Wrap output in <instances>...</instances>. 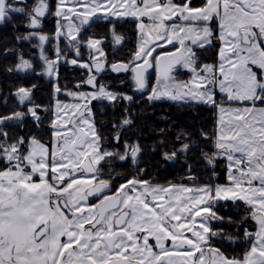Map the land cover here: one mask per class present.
<instances>
[{
	"label": "snow or ice",
	"instance_id": "1",
	"mask_svg": "<svg viewBox=\"0 0 264 264\" xmlns=\"http://www.w3.org/2000/svg\"><path fill=\"white\" fill-rule=\"evenodd\" d=\"M66 5L67 0H57L51 13L47 0H36L26 13L27 26L39 28L47 14L55 15L57 39L66 27L77 55L83 43L103 56L100 39H78L81 26L93 18L136 17L138 51L127 63H113L112 70H130L135 87L144 89L148 70L155 68L157 83L149 100L167 97L216 108V151L204 155L213 166L215 159H226L229 183L192 188L133 177L112 193L110 178L103 179L102 162L117 156L120 161L131 156L135 162L140 148L125 142L123 155L103 149L88 105L96 99L130 101L131 97L103 85L97 88L95 76H90L86 83L96 91L68 93L87 102L71 106L78 113L76 120L65 119L68 113L63 109L69 106L57 103L51 149L34 137L27 152L22 151L23 137L7 148L0 144V156L9 162L0 171V264H264V0H204L199 7L192 6V0H77L73 8ZM10 12L25 13V9L0 0V22ZM70 14L79 18V26L60 23L70 20ZM33 34L42 43L49 40L46 34ZM113 35L119 43L122 37L114 31ZM214 38L221 42L218 63L200 65L196 49L212 46ZM159 41L175 51L153 56L161 47ZM56 51V60L44 57L50 76L60 59L59 48ZM81 66L91 71L88 64ZM103 67L95 65L97 71ZM29 68L24 59L16 65L18 71ZM180 70L189 71L192 79H177ZM217 89L222 95L219 101ZM17 94L24 102L30 90L20 88ZM29 113L39 120L36 108H29ZM23 115L0 117V123ZM129 123L125 119L122 126ZM0 136L7 138V133L0 131ZM113 139L119 142L120 137ZM189 148L185 144L181 150ZM164 155L170 160L175 152ZM91 196L99 202L90 204ZM220 201H243L251 208L248 215L257 228L245 229L250 247L242 258L228 257L210 244L214 237L224 238L222 230L210 227L212 221L223 220L213 211Z\"/></svg>",
	"mask_w": 264,
	"mask_h": 264
},
{
	"label": "flooded vegetation",
	"instance_id": "2",
	"mask_svg": "<svg viewBox=\"0 0 264 264\" xmlns=\"http://www.w3.org/2000/svg\"><path fill=\"white\" fill-rule=\"evenodd\" d=\"M7 2L14 8H24L25 13L10 12L8 14L9 18L0 22V117H9L15 112L24 113V115L20 119L0 123V131L7 133V138L0 136V144L7 148L23 137L25 143L22 151L27 152L28 142L34 137L51 149L57 103L69 106L63 109L64 112L68 113V117H65V119L76 120L78 113L71 106L77 103L83 105L87 102L76 95H69L68 93H92L96 91V88L86 83L90 76H95L97 88L103 85L113 93H121L131 97L130 101L124 99L116 101L96 99L88 105L92 111L95 130L102 138L103 149L123 155L125 142L128 145H136L135 137L131 134L133 123L138 120L143 108L149 107L154 111L156 101L166 99L165 97L156 100H149L148 98L152 93V87L157 83L155 68L148 70V86L144 89L135 87L133 73L130 70L117 73L111 68L113 63L131 61L133 54L138 51L140 34L137 27V18L132 16L93 18L89 25L81 26V34L78 39L82 42L87 41L89 37L100 39L101 44L98 47L103 56L100 55V52L85 46L83 43L79 45V55H77L76 49L70 45L66 27L64 35L58 39L55 37L57 20L59 19L55 15L47 14L42 19L39 28L27 26L29 20L26 13L32 9L36 0H7ZM47 2L50 5L51 13H54L57 0H47ZM76 3L77 0H67L66 7L73 8ZM70 16L72 17L70 20L60 19V23L62 25L72 23L79 26V18L75 17L74 14H70ZM142 19L145 24L151 23L147 18ZM212 28L217 30L214 23ZM113 31L115 35L122 37L119 43L116 42ZM33 33L46 34L49 40L42 43L38 36ZM25 37L28 38L25 39ZM214 43L219 42L215 39ZM57 48L60 50V59L50 76L47 73L44 57L49 60H56ZM173 51H175L173 46L169 48L161 46L156 48L153 56L162 52ZM21 59L29 61L31 68L18 71L16 65L20 63ZM73 59H76L78 63L72 64L71 60ZM97 63L104 65L99 71L95 68ZM83 64H88L91 71L82 67ZM57 87L60 89L59 92L55 91ZM20 88L30 90V96L24 102L20 101L17 94ZM29 108H36L39 120L32 117ZM125 119L130 120L131 123L122 126ZM71 126V124L68 125V127ZM116 135L120 137L119 142L113 139ZM141 154L140 150L137 153L135 162H133L131 156H128L124 161H120L117 156L111 162H102L103 179L110 178L112 193L121 184L126 183L127 180L147 172V168L140 163ZM172 159L170 160L172 161ZM8 167L9 162L7 159L0 156V171ZM27 170L30 171V169ZM33 179L38 182L39 177L35 176ZM182 184L192 188L203 186L195 182ZM88 202L97 204L99 202L98 197L91 196ZM240 202L244 203L243 201ZM245 207L249 206L246 205ZM219 209L218 202L213 211L221 217ZM249 212L232 216L229 221L224 218L222 221H212L210 224L211 229L213 231L222 230L224 238L221 239L219 236L212 238L210 240L211 246L219 248L228 257L242 258L244 252L250 247L244 238L245 229L254 232L256 227L255 221L248 215ZM188 235L191 234L188 233ZM228 237L235 239L230 240ZM150 243H154V241H150Z\"/></svg>",
	"mask_w": 264,
	"mask_h": 264
},
{
	"label": "trees",
	"instance_id": "3",
	"mask_svg": "<svg viewBox=\"0 0 264 264\" xmlns=\"http://www.w3.org/2000/svg\"><path fill=\"white\" fill-rule=\"evenodd\" d=\"M203 4L204 0H192V6ZM219 49V43L196 49L199 64H216ZM215 125L216 108L206 104L157 100L154 111L149 107L143 108L133 123L131 134L141 150L140 163L147 172L136 177L156 184L225 183V162L215 159L214 166L209 165L204 155L211 156L215 150ZM185 144L190 148L183 151ZM173 152L172 161L165 158V153L171 155ZM219 205L220 215L227 221L250 210L240 201H220Z\"/></svg>",
	"mask_w": 264,
	"mask_h": 264
},
{
	"label": "rangeland",
	"instance_id": "4",
	"mask_svg": "<svg viewBox=\"0 0 264 264\" xmlns=\"http://www.w3.org/2000/svg\"><path fill=\"white\" fill-rule=\"evenodd\" d=\"M202 1V0H201ZM215 24V27L217 28V24L216 23H214ZM215 30V29H214ZM218 40V39H217ZM214 41H215V39H213V42H212V44L214 43ZM218 42L220 43V47H221V42L218 40ZM159 43H160V45L161 46H166L167 48H169V47H171L172 45H169V44H166V43H164L163 41H159ZM177 47H178V45H177ZM216 63H218V59H217V62ZM205 64H213V63H205ZM175 75H176V77H177V79H179V80H181V81H188V80H190V79H192V74L189 72V71H187V70H180V71H178L177 73H175ZM219 95V90L217 89V96ZM166 99L165 100H170V101H173V100H171V99H168L167 97H165ZM219 99V98H218ZM175 102H184V101H175ZM216 184H221V185H226L225 183H220V182H217V183H215L214 185H216ZM248 206V205H247ZM250 207V206H249ZM256 228H257V225H256V227H255V230H254V232L256 231Z\"/></svg>",
	"mask_w": 264,
	"mask_h": 264
},
{
	"label": "crops",
	"instance_id": "5",
	"mask_svg": "<svg viewBox=\"0 0 264 264\" xmlns=\"http://www.w3.org/2000/svg\"><path fill=\"white\" fill-rule=\"evenodd\" d=\"M177 3H179L177 0H176ZM221 94L219 93V95L217 96V100L219 101L221 99ZM219 98V99H218ZM218 112H217V109H216V125H215V129H214V139H215V136H216V133H217V126H218ZM225 119H227V117L225 116ZM215 148V147H214ZM216 151V149L214 150V152ZM219 161H224L225 162V167H226V171H224V176H225V184L227 185L229 183L228 181V166H227V161L226 159L224 158H218Z\"/></svg>",
	"mask_w": 264,
	"mask_h": 264
}]
</instances>
